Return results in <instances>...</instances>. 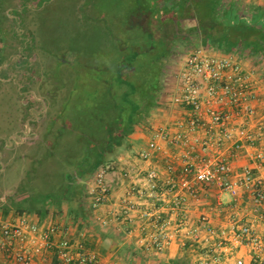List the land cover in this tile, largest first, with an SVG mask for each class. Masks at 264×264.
I'll return each mask as SVG.
<instances>
[{"label":"rangeland","instance_id":"obj_1","mask_svg":"<svg viewBox=\"0 0 264 264\" xmlns=\"http://www.w3.org/2000/svg\"><path fill=\"white\" fill-rule=\"evenodd\" d=\"M178 1V4L176 0H3L0 3V49L6 50L9 60L0 67L2 215H7L4 210L8 208L14 214L21 210L27 216L40 217L38 212L48 209L45 218L51 222L77 227V215L90 214L96 174L87 180L79 179L73 191L67 185L71 182L67 171L73 172L84 158H80L84 143L91 140L90 125H102V114L99 116L95 111L101 101L92 108L91 101L85 100L87 96L95 97L96 90L84 87L89 78L92 88L101 80L111 79L115 74L102 66L116 67L119 56H130L135 41L147 40L158 51L159 47L172 45V53L162 60L164 89L160 106L151 116L154 119L153 115L162 114V110L178 109L171 99L182 64L196 42L194 35H191L193 39L183 40L175 35L191 26L190 18H181L182 2ZM174 3L178 6L177 23L152 10L157 7L166 11L167 5L170 11ZM148 12L152 13L150 18ZM171 24L173 29L169 30ZM3 68H7L5 72ZM86 90L89 92L84 97ZM102 95L98 92L97 96ZM158 121L156 117L154 125L149 122L132 135L146 132L151 136L160 126ZM131 151L126 142L109 155L108 162L127 158ZM113 196L112 192L110 201ZM79 200L85 211L79 209ZM112 202L121 209L120 196ZM119 210L115 211L116 217ZM85 228L98 230L99 225L89 221Z\"/></svg>","mask_w":264,"mask_h":264},{"label":"built area","instance_id":"obj_2","mask_svg":"<svg viewBox=\"0 0 264 264\" xmlns=\"http://www.w3.org/2000/svg\"><path fill=\"white\" fill-rule=\"evenodd\" d=\"M254 78V72L232 57L212 55L202 48L191 51L171 99L185 116L173 126L164 124L152 131L139 156L147 168L112 163L100 167L91 192L93 208L107 205L112 177L119 176L123 180L120 214L130 224L139 222L138 242L146 252L162 253L175 242L182 246L203 242L198 264H225L240 248L251 257L249 264H264V234L255 226L264 222V179L255 168L236 169L229 160L245 146H256L264 134V118H257L252 105L257 98ZM167 144L178 151L179 165L176 155L174 159L166 155ZM155 153L164 154L165 173L151 166ZM255 157L264 163V150L258 149ZM137 175L141 181H136ZM212 185L234 199L247 192L250 210L256 214L253 222L232 218L227 228H219L206 214L193 221L192 203ZM97 219L103 225L109 222L100 215ZM0 264H101V258L73 240L64 225H40L23 213L0 212ZM234 264H246L244 256Z\"/></svg>","mask_w":264,"mask_h":264},{"label":"trees","instance_id":"obj_3","mask_svg":"<svg viewBox=\"0 0 264 264\" xmlns=\"http://www.w3.org/2000/svg\"><path fill=\"white\" fill-rule=\"evenodd\" d=\"M176 2L180 3L178 0ZM181 2V18L194 17L199 32L206 35L205 42L220 45V50L226 53H230L238 44L243 43L247 47L252 46L249 48L252 55L264 56V7L254 6L240 13L221 0H181ZM0 3H3V0H0ZM168 8L165 5L166 11L157 7L152 10L158 16H167L170 21L177 23L175 14L178 6L174 3L170 6V11H167ZM171 29H173L172 24L169 27V30ZM177 29L175 27V31ZM175 35H179L178 38L181 39V32ZM131 48L129 57L119 56L116 67L109 69L106 64L102 66L103 70L115 74L111 79L101 80L94 88L91 87V78L86 81L88 85L84 88L89 91L95 89L96 96H87L89 92L87 90L83 96H87L86 101H91L92 108L101 101V106L99 108L97 106L95 111L99 116L102 114V125L101 127L96 123L90 125L91 140L84 143L83 155L80 157L84 158L80 159L73 172L67 171V177L71 180L67 185L72 191L79 179L87 180L96 174L100 167L109 164V155L115 153L124 143L127 142L130 147L131 135L141 126L147 125L152 113L160 106L164 89L162 60L170 56L172 45L159 47L160 51H158L153 44L147 43V40H138ZM6 53V50L0 49V67L9 61ZM6 69L3 68L2 72ZM74 87L76 86L73 83L71 89L74 90ZM98 92L103 95L97 96ZM92 117H95V114ZM10 211L6 208L4 213L8 214ZM38 213L46 215L48 209Z\"/></svg>","mask_w":264,"mask_h":264},{"label":"crops","instance_id":"obj_4","mask_svg":"<svg viewBox=\"0 0 264 264\" xmlns=\"http://www.w3.org/2000/svg\"><path fill=\"white\" fill-rule=\"evenodd\" d=\"M226 5L233 6L240 13L244 12L245 9H249L254 6L264 7V0H221ZM148 17L150 18L151 12H148ZM151 13V14H150ZM191 20L190 28L184 33L181 32V40L185 38L193 39L196 38V42L194 44V48L199 49L202 48L208 53L217 56L223 57H232L233 59L240 62L244 65L248 70L254 72V79L256 82V90H257V98L252 101V105L256 109L257 118H264V56L255 55L250 52V47H247L245 44L240 43L235 50L230 53H226L224 50H220V45L211 44V42H205L206 35H202L199 32V27L194 19ZM209 24H207L208 26ZM182 30V27L180 31ZM188 33L190 34L189 36ZM191 35H194L193 37ZM180 40V39H179ZM219 47V48H218ZM247 47V49H246ZM245 48V49H244ZM168 109V108H167ZM156 114V112H154ZM162 114L153 115L154 119L150 118V123L154 125L155 118L159 120L158 123L160 125L169 124L173 126L177 119L184 117L182 115V111L179 109L173 110H162ZM173 128V127H172ZM142 130V128L138 129ZM137 132V130H136ZM135 134V132H134ZM133 134V135H134ZM147 134V135H146ZM130 137L131 143V154L127 158L118 157L115 162H110L114 165L118 166L120 164L132 165L140 164V167L147 168V163H142L139 156L140 153L147 148V143L150 139L149 133H143L142 135H136ZM166 155L169 156V159H174L175 155H178V151L172 147L165 146ZM264 150V134L258 141L256 146L247 145L244 149L238 153L236 157L229 158L230 162L236 169H239L244 166H250L255 168V171L259 173V175L264 179V163L256 160L257 150ZM136 153V154H135ZM164 154L155 153L151 159V166L158 167L162 173H165L164 162L161 160ZM165 161V160H164ZM176 162L178 165L181 163V159L177 156ZM121 180L119 176H113L111 181L112 192L114 196H121L123 189L121 185ZM141 175L136 176V181H141ZM118 189V190H117ZM113 200H116L117 196L114 197ZM112 198V193L111 196ZM110 198V199H111ZM112 201L108 202L106 206H102L100 208H93L92 204L89 205L90 214L83 213L85 216H78V224L77 227L63 224L64 226L69 228V236L78 242H82L86 248L92 249L96 251L100 258L101 264H198L200 251L203 242L198 243H189L186 246H182L180 242L173 243L166 251L162 253H148L138 242L139 237L141 235V231L138 229L139 222H135L134 224H130L127 221L122 219L120 214L122 208L114 207L116 206V202ZM79 205V209L85 211L81 205L84 207V204L81 200L77 202ZM68 205V204H67ZM250 201L249 195L247 192L243 194H239L237 199H234L230 196L229 193L222 191L218 188L217 185L210 186V189L204 197L200 200L192 203L190 207V216L193 218V221L197 219L201 214L208 215L210 222L219 227V228H227L229 226V222L235 217L240 216L239 221L241 222H253L256 214L250 210ZM69 205L66 206V212L68 211ZM92 212H91V208ZM247 208V209H245ZM118 211V216L116 217L115 211ZM24 214V213H23ZM102 218H106L109 222L107 225H103L98 219V216ZM47 215H40V217L32 216V218L38 222V224H46L51 222L49 218H45ZM94 222L99 225V229L95 230L89 228L87 230L86 224L88 222ZM257 230L264 234V222L263 223H255ZM131 227H135V231L129 233V229ZM80 228V229H79ZM85 228V231L81 229ZM75 231V232H74ZM77 232V233H76ZM204 235V232H202ZM238 256H244L246 260V264L250 263L251 257L247 254L245 249H238L235 251L234 255L227 259L225 264H234L235 259Z\"/></svg>","mask_w":264,"mask_h":264}]
</instances>
